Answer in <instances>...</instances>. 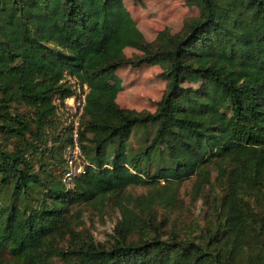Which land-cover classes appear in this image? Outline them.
<instances>
[{
    "label": "trees",
    "instance_id": "1",
    "mask_svg": "<svg viewBox=\"0 0 264 264\" xmlns=\"http://www.w3.org/2000/svg\"><path fill=\"white\" fill-rule=\"evenodd\" d=\"M190 1L198 16L148 41L123 0H0V264H51L55 256L64 264H264V0ZM125 47L139 52L126 56ZM124 64L163 68L166 90L153 111L116 101L115 71ZM65 74L88 85L79 140L89 163L67 187L51 170L63 165L70 139L52 103L74 91ZM147 124L149 143L128 156L127 136ZM163 152L169 164L158 166L157 180L206 175L210 158L218 177L230 166L222 201L203 225L164 237L153 219L119 202L110 244L71 236L73 203L144 180L141 161ZM66 233L77 239L67 249L58 244Z\"/></svg>",
    "mask_w": 264,
    "mask_h": 264
},
{
    "label": "rangeland",
    "instance_id": "2",
    "mask_svg": "<svg viewBox=\"0 0 264 264\" xmlns=\"http://www.w3.org/2000/svg\"><path fill=\"white\" fill-rule=\"evenodd\" d=\"M123 4L148 41L153 40L160 29L167 27L171 32L178 31L186 21L199 15L197 5L190 0H123ZM48 46L55 50L52 44ZM138 52V49L132 47L124 48L126 56ZM161 71L163 68L158 64L139 66L124 64L118 67L115 72L121 78L122 86L116 95L118 104L137 110L153 111L166 90L167 81L160 76ZM184 85L197 87L198 84L186 81ZM18 106L20 110H26L24 105ZM56 130H59V124ZM52 132L53 129L50 130L51 134ZM153 133L150 124L133 127L125 140V152L128 156L134 157L141 153ZM1 140L7 141L4 137H1ZM117 147L118 139L106 146L107 161L118 151ZM213 160L215 158H210L207 163L209 171L206 175L195 172L171 181L163 177L157 180L154 177L158 172V166L169 164L165 152L156 155L153 160H142L145 170L139 172V175L144 180L131 183L120 191L107 192L103 196L71 205L70 212L66 215L68 223L75 228V233L71 236H76L78 240L92 237L97 242L110 244L113 228L122 216L119 202L129 207L136 217L140 215L145 221L153 219V223L160 226L164 237L176 230L181 235L194 233V226L203 225L207 213L220 205L223 190L227 186L230 166L226 164L224 175L218 177ZM61 168V162L51 164V170L57 178L60 176ZM254 199L257 203L255 207L259 209L258 200ZM142 232L143 230L137 227L131 233V237L137 239ZM71 236L66 233L58 244L67 249L77 240ZM5 258L10 259L8 255H5ZM51 264H64V260L55 256Z\"/></svg>",
    "mask_w": 264,
    "mask_h": 264
},
{
    "label": "built area",
    "instance_id": "3",
    "mask_svg": "<svg viewBox=\"0 0 264 264\" xmlns=\"http://www.w3.org/2000/svg\"><path fill=\"white\" fill-rule=\"evenodd\" d=\"M61 81H66L74 89L70 95L56 94L52 97L54 111L62 126L69 130L70 139L62 147L63 165L60 172L62 183L70 186L76 176L86 170L89 163L79 140L80 116L86 102L88 85L80 82L76 76L65 74Z\"/></svg>",
    "mask_w": 264,
    "mask_h": 264
}]
</instances>
